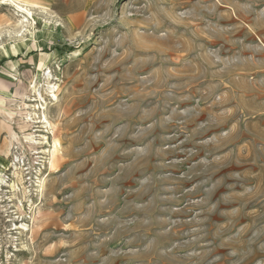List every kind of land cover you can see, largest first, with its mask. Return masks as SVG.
Returning a JSON list of instances; mask_svg holds the SVG:
<instances>
[{"label": "rangeland", "instance_id": "rangeland-1", "mask_svg": "<svg viewBox=\"0 0 264 264\" xmlns=\"http://www.w3.org/2000/svg\"><path fill=\"white\" fill-rule=\"evenodd\" d=\"M5 1L0 264H264V0Z\"/></svg>", "mask_w": 264, "mask_h": 264}, {"label": "bare ground", "instance_id": "bare-ground-1", "mask_svg": "<svg viewBox=\"0 0 264 264\" xmlns=\"http://www.w3.org/2000/svg\"><path fill=\"white\" fill-rule=\"evenodd\" d=\"M6 3L7 2H9V4L11 3V4H13V6H16L20 11H22V12H24V13H26V14H28V16L30 17H33V14L31 13L32 11H30V10H28L27 8H25L26 6H22L21 4H19L17 1H15V0H7V1H5ZM5 2H4V4H5ZM24 5V4H23ZM28 6H30V5H28ZM32 7H34V6H32ZM31 9V8H30ZM32 10V9H31ZM30 17V18H31ZM26 22H27V20H25ZM22 22V21H21ZM23 25V23L21 24V26ZM24 27H26V26H24ZM23 28V27H22ZM7 55H8V53H7ZM50 86H52V85H50ZM49 86V89H55V87H53V88H51ZM40 87V86H39ZM47 90V89H46ZM36 92H37V90H35ZM48 91V90H47ZM50 92V91H49ZM52 93V95H53V97H54V99H56V100H58V98H57V96L55 95V93L52 91L51 92ZM39 95V99H34L33 101L34 102H38L39 100H41V101H43L44 100V98H43V95H40V94H38ZM37 95V96H38ZM51 95V96H52ZM36 96V95H35ZM35 108H36V106H35ZM37 109V108H36ZM39 109H42L41 107H38V110ZM36 111V110H35ZM45 114V113H44ZM34 116V115H33ZM46 116V115H45ZM44 116V119H42V121H40V120H36V121H33V122H31V124H42V125H49V126H51V124H50V122L47 120V118ZM43 117V116H42ZM44 120V121H43ZM30 126L27 124L26 126H24L23 127V130H25V132H28V131H30L28 128H29ZM35 127V126H34ZM48 129V128H47ZM51 131V130H50ZM46 132V131H45ZM43 137V136H42ZM36 144H40L39 142L38 143H36ZM36 144H34L33 143V145H36ZM57 146H58V143L56 142L55 143V149L53 150V152H54V154H53V162H52V165H51V168H55V165H56V163H57V154H58V151H59V149H57ZM2 168L3 169H5V170H7V167L6 166H4V165H2ZM15 169V168H14ZM2 179H0V182L2 183ZM43 187V186H42ZM2 190V189H1ZM28 191V190H27Z\"/></svg>", "mask_w": 264, "mask_h": 264}]
</instances>
